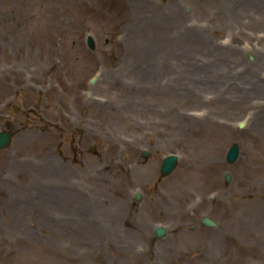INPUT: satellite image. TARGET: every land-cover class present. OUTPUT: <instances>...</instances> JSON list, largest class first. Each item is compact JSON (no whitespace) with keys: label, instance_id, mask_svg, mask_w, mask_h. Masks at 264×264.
<instances>
[{"label":"rangeland","instance_id":"obj_1","mask_svg":"<svg viewBox=\"0 0 264 264\" xmlns=\"http://www.w3.org/2000/svg\"><path fill=\"white\" fill-rule=\"evenodd\" d=\"M0 130V264H264V0H0Z\"/></svg>","mask_w":264,"mask_h":264},{"label":"water","instance_id":"obj_2","mask_svg":"<svg viewBox=\"0 0 264 264\" xmlns=\"http://www.w3.org/2000/svg\"><path fill=\"white\" fill-rule=\"evenodd\" d=\"M87 43H88L89 47H91V48L94 47V40H93L92 36L89 35L87 37ZM250 58H252V57L250 56ZM243 124H244V121H241L240 126ZM10 139H11V133L9 131L0 130V148H3L6 145H8L10 142ZM238 152H239V146L236 142H233L229 146V148L226 152V156H225L226 160L228 162H233L237 158ZM142 153L144 155L148 154L145 150H143ZM176 160H177V156L175 154H169V155L165 156L162 159V163L160 166L161 174H167V173L171 172L176 165ZM226 179L227 180L229 179L228 173L226 174ZM139 198H140V195L137 193L135 196V199H139ZM263 198H264V195H263ZM202 223L207 224V225H211V226L215 225V222L207 216L202 218ZM163 233H164L163 227L159 226L156 228V234L158 236H161Z\"/></svg>","mask_w":264,"mask_h":264},{"label":"bare ground","instance_id":"obj_3","mask_svg":"<svg viewBox=\"0 0 264 264\" xmlns=\"http://www.w3.org/2000/svg\"><path fill=\"white\" fill-rule=\"evenodd\" d=\"M13 1H16V0H13ZM13 25L16 26L17 24H13ZM17 26H20V25H17ZM8 27H9L10 30L13 28V26H11V25H9Z\"/></svg>","mask_w":264,"mask_h":264},{"label":"flooded vegetation","instance_id":"obj_4","mask_svg":"<svg viewBox=\"0 0 264 264\" xmlns=\"http://www.w3.org/2000/svg\"><path fill=\"white\" fill-rule=\"evenodd\" d=\"M150 264V263H149ZM152 264V263H151Z\"/></svg>","mask_w":264,"mask_h":264}]
</instances>
